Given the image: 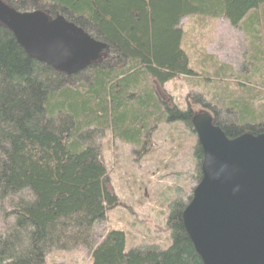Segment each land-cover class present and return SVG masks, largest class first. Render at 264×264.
Here are the masks:
<instances>
[{"label": "trees", "instance_id": "obj_1", "mask_svg": "<svg viewBox=\"0 0 264 264\" xmlns=\"http://www.w3.org/2000/svg\"><path fill=\"white\" fill-rule=\"evenodd\" d=\"M2 1L19 12L63 16L107 49L88 69L68 76L30 58L0 23V264H47L52 252L79 249L91 264H203L182 222L192 197L180 207L169 205L165 249L127 251L124 232L102 231L108 211L120 202L101 139L110 131L138 147L161 123H182L195 133L192 119L200 112L210 113L230 139L264 133L262 46L251 55L254 76L206 57L216 78L232 80L224 86L243 79L247 84L241 90L246 100L228 98L231 118L199 99L201 111L180 110L165 102L161 89L198 75L185 22L223 19L237 30L264 27V0ZM255 77L262 82L251 85ZM215 102L222 106L221 99ZM195 147L198 184L203 152Z\"/></svg>", "mask_w": 264, "mask_h": 264}, {"label": "rangeland", "instance_id": "obj_2", "mask_svg": "<svg viewBox=\"0 0 264 264\" xmlns=\"http://www.w3.org/2000/svg\"><path fill=\"white\" fill-rule=\"evenodd\" d=\"M194 22H185V26L190 28L191 67L198 75L192 79L176 78L165 84L161 88L163 99L168 104L171 100L180 110L193 106L196 112L202 110L197 102L200 100L211 108L217 107L222 118H231L226 114L231 108L228 98H233L231 94H234L246 100L241 90L246 89L247 84L243 79L234 81V86H224L232 80L216 78L213 61L205 62L206 57L212 56L245 76L251 73L254 76L252 69L256 66L251 55L253 48L264 47V27L237 30L223 19L205 24ZM259 67L262 70L263 66ZM260 82L262 79L255 77L251 85ZM216 84L219 88H215ZM217 98L222 100V106H216ZM197 143L196 133L182 123L155 126L153 133L138 147L116 139L107 131L101 139L102 158L120 203L108 211L102 231L124 232L127 251L143 246L167 248L170 242L169 205L173 202L176 203L173 206L180 207L188 203L197 186ZM47 264H91V257L83 249L56 251L47 256Z\"/></svg>", "mask_w": 264, "mask_h": 264}, {"label": "water", "instance_id": "obj_3", "mask_svg": "<svg viewBox=\"0 0 264 264\" xmlns=\"http://www.w3.org/2000/svg\"><path fill=\"white\" fill-rule=\"evenodd\" d=\"M0 23L30 58L68 76L107 49L63 16L19 12L2 0ZM192 127L203 152L201 180L182 222L196 253L203 264H264V133L230 139L206 112Z\"/></svg>", "mask_w": 264, "mask_h": 264}]
</instances>
